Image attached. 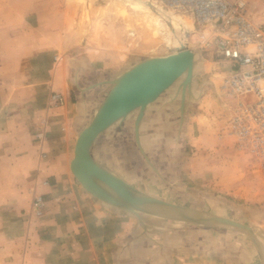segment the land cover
Instances as JSON below:
<instances>
[{
    "label": "crops",
    "instance_id": "0c3cea01",
    "mask_svg": "<svg viewBox=\"0 0 264 264\" xmlns=\"http://www.w3.org/2000/svg\"><path fill=\"white\" fill-rule=\"evenodd\" d=\"M66 64L0 52V264H244L228 250L218 253L220 242L202 238L198 229L164 231L154 241L135 216L82 186L70 170L76 139L107 82L123 70L106 75ZM83 73L90 79L82 80ZM173 90L148 104L137 128L139 109L110 125L91 149L97 162L155 194H169L163 186L198 105L186 102L181 116ZM51 92L62 95L63 104L51 105ZM36 195L44 200L40 217L31 207ZM252 252L259 264L253 246Z\"/></svg>",
    "mask_w": 264,
    "mask_h": 264
},
{
    "label": "rangeland",
    "instance_id": "374dc122",
    "mask_svg": "<svg viewBox=\"0 0 264 264\" xmlns=\"http://www.w3.org/2000/svg\"><path fill=\"white\" fill-rule=\"evenodd\" d=\"M246 1L251 16L262 19L264 0ZM177 15L185 23V32L173 34L163 19L161 31L154 32L143 17L159 18L157 14L135 10L124 0H0V52L26 58L47 55L54 62L62 59L68 67L72 65L70 69L75 65L81 71L94 68L92 77L93 71L118 73L144 58L176 53L180 48L172 44L173 38L184 39L191 50L199 49L191 19ZM199 50L200 72L194 77V91L201 89V94L178 149L182 156L172 168L169 184L162 186L174 199L264 233V157H256L234 135L223 132L238 100L222 88L229 63L214 50ZM83 78L89 80L90 74L84 77L83 73ZM171 150L169 146L166 152ZM135 218L142 234L152 235L154 241L164 231L198 229L202 238L220 242L218 253L228 250L235 261L241 257L244 264H258L252 255V240L241 233L177 225L154 217H148L145 230ZM222 241L230 242L232 248ZM240 247L247 252L238 251Z\"/></svg>",
    "mask_w": 264,
    "mask_h": 264
},
{
    "label": "water",
    "instance_id": "95a60500",
    "mask_svg": "<svg viewBox=\"0 0 264 264\" xmlns=\"http://www.w3.org/2000/svg\"><path fill=\"white\" fill-rule=\"evenodd\" d=\"M200 50L183 48L174 54L144 58L109 80L108 91L90 123L80 131L74 146L70 170L94 197L136 216L145 230L148 217L177 225L237 232L250 237L259 264H264V233L258 228L233 221L196 205L172 198L164 192L138 189L111 169L97 162L91 149L97 137L113 123L139 109L138 121L149 103L163 92L173 90L171 99H179L182 116L184 104L196 103L201 89L194 91V77L200 72ZM144 181V180H143Z\"/></svg>",
    "mask_w": 264,
    "mask_h": 264
},
{
    "label": "built area",
    "instance_id": "2783aa9c",
    "mask_svg": "<svg viewBox=\"0 0 264 264\" xmlns=\"http://www.w3.org/2000/svg\"><path fill=\"white\" fill-rule=\"evenodd\" d=\"M149 1L169 13L190 18L197 48L214 50L229 63L222 88L238 100L223 132L234 135L240 146L249 147L256 157H264V17L253 18L246 0ZM49 100L51 105L64 102L56 92H51ZM31 207L40 217L42 196H34Z\"/></svg>",
    "mask_w": 264,
    "mask_h": 264
},
{
    "label": "bare ground",
    "instance_id": "6f19581e",
    "mask_svg": "<svg viewBox=\"0 0 264 264\" xmlns=\"http://www.w3.org/2000/svg\"><path fill=\"white\" fill-rule=\"evenodd\" d=\"M127 2L128 5H130L135 10H150L154 14H157V17L155 19H151L148 16H144L143 18L147 20L148 26L154 31H161L160 26H162L160 20L163 19L165 21V25L167 26V29L170 30L174 34L176 31H184L185 23L181 17H179L177 14L169 13L159 7H156L153 3H151L149 0H124ZM183 22V24H182ZM185 32V31H184ZM158 36V35H157ZM171 38V37H170ZM182 38V37H181ZM173 40V41H172ZM171 42L176 43L174 45L177 48L183 49L185 46H187V41L184 39H172ZM175 40V41H174ZM178 42V43H177ZM183 47V48H182ZM177 52V51H176Z\"/></svg>",
    "mask_w": 264,
    "mask_h": 264
},
{
    "label": "flooded vegetation",
    "instance_id": "af4514ba",
    "mask_svg": "<svg viewBox=\"0 0 264 264\" xmlns=\"http://www.w3.org/2000/svg\"><path fill=\"white\" fill-rule=\"evenodd\" d=\"M175 134H173V136H174ZM167 139H169V138H167ZM170 145H172V144H169L168 142H164V148L165 149H167L168 148V146H170ZM175 149V148H174Z\"/></svg>",
    "mask_w": 264,
    "mask_h": 264
}]
</instances>
